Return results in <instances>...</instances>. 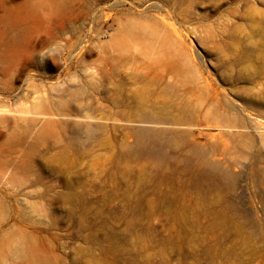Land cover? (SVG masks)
Wrapping results in <instances>:
<instances>
[{
    "label": "rangeland",
    "instance_id": "obj_1",
    "mask_svg": "<svg viewBox=\"0 0 264 264\" xmlns=\"http://www.w3.org/2000/svg\"><path fill=\"white\" fill-rule=\"evenodd\" d=\"M0 264H264V0H0Z\"/></svg>",
    "mask_w": 264,
    "mask_h": 264
},
{
    "label": "bare ground",
    "instance_id": "obj_2",
    "mask_svg": "<svg viewBox=\"0 0 264 264\" xmlns=\"http://www.w3.org/2000/svg\"><path fill=\"white\" fill-rule=\"evenodd\" d=\"M28 15H30V13L27 11H16L15 13L11 14L13 20L15 19L22 20L25 16H28ZM31 30H32V27L30 28L26 27L25 29H23L25 34L30 33ZM141 132H145V131L142 130ZM21 246L24 248L28 247L26 240H22Z\"/></svg>",
    "mask_w": 264,
    "mask_h": 264
}]
</instances>
